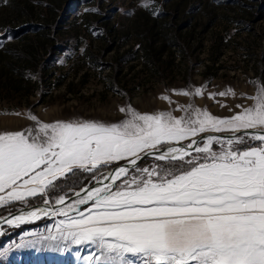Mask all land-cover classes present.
Masks as SVG:
<instances>
[{
    "label": "rangeland",
    "instance_id": "1",
    "mask_svg": "<svg viewBox=\"0 0 264 264\" xmlns=\"http://www.w3.org/2000/svg\"><path fill=\"white\" fill-rule=\"evenodd\" d=\"M262 83L264 0H0V131L33 126L29 114L42 123H116L127 118L119 108L128 106L141 114L181 116L174 109L192 105L229 116L221 105L239 111L235 106L252 103L246 97ZM196 87L204 89V96L173 92H194ZM229 89L237 95L208 98ZM162 95L172 103L161 100ZM213 148L219 151L220 145ZM122 162L95 177L78 171L61 184L63 192L51 194L50 203ZM168 163L147 158L127 179L141 175L139 169ZM45 198L0 206V218L45 205ZM89 207L81 209L87 213ZM62 220L66 218L47 215L1 226L0 264H96L88 259L94 245L61 238L57 228ZM130 262L141 264V258L126 255L125 264Z\"/></svg>",
    "mask_w": 264,
    "mask_h": 264
},
{
    "label": "snow or ice",
    "instance_id": "2",
    "mask_svg": "<svg viewBox=\"0 0 264 264\" xmlns=\"http://www.w3.org/2000/svg\"><path fill=\"white\" fill-rule=\"evenodd\" d=\"M173 92L205 94L202 87ZM216 95L237 93L229 89L208 98ZM160 99L172 103L167 95ZM246 99L252 103L237 104L239 111L222 104L229 116L192 105L174 109L181 116L120 107L127 118L116 123H42L29 114L33 126L0 131V206L41 196L49 197L42 200L48 207L6 222L19 226L42 215L65 217L57 228L61 238L94 245L88 259L96 264H125L129 254L141 264H264V83ZM220 133L231 135H202ZM141 154L169 163L139 169L141 175L131 179L120 166L104 178L110 184L100 181L103 186L84 195L70 189L78 197L71 203L57 195L59 208L50 203L51 194L63 192L61 184L78 171L95 177L118 161L138 168ZM89 204L85 213L81 206Z\"/></svg>",
    "mask_w": 264,
    "mask_h": 264
},
{
    "label": "water",
    "instance_id": "3",
    "mask_svg": "<svg viewBox=\"0 0 264 264\" xmlns=\"http://www.w3.org/2000/svg\"><path fill=\"white\" fill-rule=\"evenodd\" d=\"M246 131L249 132V133H251L254 130H246ZM202 135L207 136V135H213V134H202ZM214 135H218L220 137L227 138L231 134L230 133H228V134L225 133V134H214ZM237 135H239V134H237ZM184 145H186V144H184ZM201 145H202V142H201L200 146ZM147 158H154L155 159V156L154 155H148V154H141V158L137 161V164L140 163L142 160H145ZM120 166L126 167L129 171H131L134 168V166H132L131 164H129L128 161H123L122 163L118 164V166H114V167H111L110 169L106 170L104 172L105 177H107V176H109L111 174H114V171L115 170H118V168ZM116 182H118V181H116ZM110 183H111V181H109L107 179H104V184H110ZM98 184L99 183L96 181V178H93L91 180L90 184L88 183V184L80 187V189H79L80 190V194L81 195H84L85 194V191H84L85 189L91 190L93 187L97 186ZM77 198L78 197L76 196V193L73 192L71 195L66 196V203L71 202V201H74ZM54 202L52 203L53 207H55V208L62 207V206L55 205ZM47 207H48V205H35V207L34 206H31V207L22 208V210L18 209V210L12 211V212L8 213L7 215L5 214L3 217L0 218V227L2 226L3 222L6 221V220H8V217L10 215H12V214H19V213L21 214L22 212H25L26 210H29L31 208H34V209L38 208L39 209V208H47Z\"/></svg>",
    "mask_w": 264,
    "mask_h": 264
},
{
    "label": "bare ground",
    "instance_id": "4",
    "mask_svg": "<svg viewBox=\"0 0 264 264\" xmlns=\"http://www.w3.org/2000/svg\"><path fill=\"white\" fill-rule=\"evenodd\" d=\"M104 178H105V175L102 177V178H100L99 180H97V182L99 183L97 186H95V187H101V186H103V184H104ZM100 181H103V184L102 183H100ZM110 181V180H109ZM94 188V187H93ZM92 188V189H93ZM38 208H36V209H34V208H31V209H29V210H26L25 212H22L21 214H25V213H27L28 211H32V210H37ZM20 213L19 214H14V215H10L9 217H8V219H12V218H14L16 215H21ZM42 217H44L43 215L40 217V219L42 218ZM37 220H39V219H37ZM37 220H34V221H31V222H36ZM7 221V220H6ZM6 221H4L3 222V224H2V226H11V225H9ZM31 222H28V223H31ZM24 224H26V223H24ZM20 225H22V224H20ZM12 227V226H11Z\"/></svg>",
    "mask_w": 264,
    "mask_h": 264
}]
</instances>
